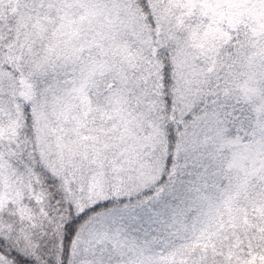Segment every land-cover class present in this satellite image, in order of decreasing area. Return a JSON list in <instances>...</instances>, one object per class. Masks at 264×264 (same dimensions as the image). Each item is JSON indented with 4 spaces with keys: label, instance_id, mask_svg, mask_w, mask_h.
<instances>
[{
    "label": "snow or ice",
    "instance_id": "snow-or-ice-1",
    "mask_svg": "<svg viewBox=\"0 0 264 264\" xmlns=\"http://www.w3.org/2000/svg\"><path fill=\"white\" fill-rule=\"evenodd\" d=\"M0 264H264V0H0Z\"/></svg>",
    "mask_w": 264,
    "mask_h": 264
}]
</instances>
